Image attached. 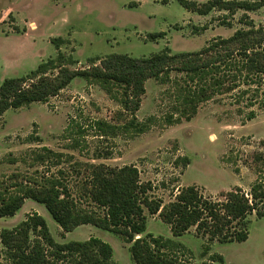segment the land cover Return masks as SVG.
Returning <instances> with one entry per match:
<instances>
[{
    "label": "rangeland",
    "instance_id": "rangeland-1",
    "mask_svg": "<svg viewBox=\"0 0 264 264\" xmlns=\"http://www.w3.org/2000/svg\"><path fill=\"white\" fill-rule=\"evenodd\" d=\"M167 1L0 0V80L23 77L41 62L55 58L51 41L56 38L63 40L58 43L63 54L72 53L79 60L68 68L87 70L92 66L90 60L111 54L149 57L166 47L172 53L195 52L215 39L231 37L236 30L249 29L248 22L255 30H264V8L237 11L233 16L218 10L200 16L177 0ZM187 1L202 4L208 0ZM157 33L165 36L149 38ZM169 77L164 84L153 79L145 82V93L134 113L141 132L129 126L131 112L100 84L80 78L45 104L7 110L0 117V192H14L12 186L21 179L56 178L78 199L87 165L102 164L135 166L140 181L153 187L149 195L163 204L172 201L178 189L191 186L214 200H222L221 195L235 187L247 193L257 177L264 176L251 168L255 167L254 155L264 152V111L258 105L249 108L248 96L233 92L201 104L186 121L175 111L177 84L183 83V76L172 72ZM112 95L119 98L121 90L116 87ZM250 111L255 113L252 120L247 118ZM98 121L117 130L103 135L94 128ZM42 147L60 157L36 160L37 154H44ZM35 214L45 220L55 243L98 238L111 246L117 264H134L130 245L119 236L89 225L64 233L44 206L31 200H25L13 217L0 218V230L11 229ZM247 227L245 242H213L206 257L201 255L206 240L193 228L173 238L167 225L146 214L144 235L174 240L185 251L183 259L191 264H204L211 255H220L223 264H264V217L249 216ZM0 261L12 264L5 253Z\"/></svg>",
    "mask_w": 264,
    "mask_h": 264
},
{
    "label": "trees",
    "instance_id": "trees-1",
    "mask_svg": "<svg viewBox=\"0 0 264 264\" xmlns=\"http://www.w3.org/2000/svg\"><path fill=\"white\" fill-rule=\"evenodd\" d=\"M177 1L184 9L200 16L215 10L233 16L237 11L246 13L264 8V0H208L202 4ZM245 25L249 29L236 30L231 37L215 39L195 52L172 53L166 47L149 57L111 54L90 60L92 66L87 70L69 69L79 64V60L72 53L65 55L60 51L58 43L62 44V39H52L57 51L55 58L41 62L23 77L0 80V117L9 109L45 104L80 78L100 84L125 111L131 112L129 126L141 132L134 113L145 93V82L153 79L164 84L172 72L183 76V83L177 82L175 111L186 121L196 115L201 104L233 92L248 96L249 108L258 105L264 111V30H255L251 22ZM164 36L157 33L150 34L149 38L156 40ZM97 61L99 66H93ZM242 86L245 89L241 91ZM116 87L121 90L119 98L112 95ZM247 118L254 119L255 113L250 111ZM172 120L170 116L168 122ZM174 121L178 123L180 118ZM94 126L103 135L117 130L99 121ZM41 151L44 154L35 156L41 162L50 155L60 157L47 147ZM185 162L188 165L187 159ZM253 164L255 167L251 168L260 176L264 172V152L254 155ZM87 173L78 199L59 179H21L12 186L14 192H0V218L13 217L25 200H31L43 205L64 233L89 225L119 236L130 245L128 251L134 264H191L183 259L185 251L174 240L144 235L146 214L157 216L169 227L173 238L193 228L197 236L206 240L203 257L209 255L213 242H245L249 235L248 217H264V176L257 177L247 193L235 187L223 193L222 200L204 196L191 186L178 189L173 200L163 204L149 195L153 190L151 183H142L133 165L110 168L90 164ZM3 253L12 264H117L111 246L98 238L55 243L45 220L36 214L11 229L0 230V260ZM204 264H223V258L211 255Z\"/></svg>",
    "mask_w": 264,
    "mask_h": 264
},
{
    "label": "crops",
    "instance_id": "crops-1",
    "mask_svg": "<svg viewBox=\"0 0 264 264\" xmlns=\"http://www.w3.org/2000/svg\"><path fill=\"white\" fill-rule=\"evenodd\" d=\"M153 217L158 218L157 216H153Z\"/></svg>",
    "mask_w": 264,
    "mask_h": 264
}]
</instances>
